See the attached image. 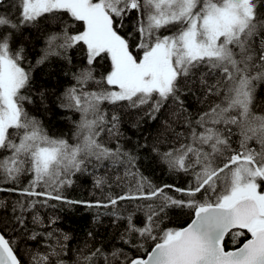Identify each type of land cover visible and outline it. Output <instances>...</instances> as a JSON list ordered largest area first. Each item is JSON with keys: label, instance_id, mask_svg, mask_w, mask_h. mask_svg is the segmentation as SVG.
Instances as JSON below:
<instances>
[{"label": "snow or ice", "instance_id": "obj_1", "mask_svg": "<svg viewBox=\"0 0 264 264\" xmlns=\"http://www.w3.org/2000/svg\"><path fill=\"white\" fill-rule=\"evenodd\" d=\"M16 7L18 20L0 14V182L15 184L32 175L22 194L63 200L52 193L71 183L64 179L67 174L81 171L92 159L121 158L120 148L99 140L105 131L119 135V116L113 112L109 119L105 103L129 109L147 106L145 114L154 120L168 102L186 111L181 95L193 89L206 98H220L194 122L185 117L189 130L176 133L178 147L160 153L170 170L193 176L187 188L175 189L184 198L169 196L164 188L145 192L143 182L135 193L129 189L108 198L113 207L124 200L162 198L158 210L147 205L142 227L133 222L134 213L126 218L120 239L143 255L130 256L122 247L110 252L97 247L87 254L81 250L76 264H264V116L251 111L255 83L264 81V0H18ZM65 16L70 21L48 35L37 64L78 45L86 52L87 67L74 76L76 84L61 103L80 114L74 144L49 136L29 116L24 105L31 100L24 91L31 75L22 66L23 46H14L21 26L42 18L63 21ZM132 18L131 30L121 35L125 20ZM77 23L80 27L70 31ZM97 58L110 59V70L99 79L93 74ZM102 183L97 180V186ZM40 185L51 191H35ZM34 203L21 204V210ZM170 206L191 209V222L179 229L161 228L159 214ZM33 220L38 222L37 217ZM228 233L250 238L226 250ZM68 239L57 238L50 251L33 257L34 264H66L62 241ZM149 241L150 250L145 246ZM0 264H21L13 242L3 234Z\"/></svg>", "mask_w": 264, "mask_h": 264}, {"label": "trees", "instance_id": "obj_2", "mask_svg": "<svg viewBox=\"0 0 264 264\" xmlns=\"http://www.w3.org/2000/svg\"><path fill=\"white\" fill-rule=\"evenodd\" d=\"M17 2L18 0H2L0 14L18 20ZM69 21L67 16L63 21L42 18L36 24L21 26L16 33L18 44L14 46H23L25 60L22 66L29 70L31 75L29 88L24 91L31 100L26 101L24 105L29 116L39 120L49 136L64 138L74 144V133L80 114L62 107L61 103L66 90L76 84L74 76L87 67L86 52L78 45L68 49L62 56H52L44 63L37 64L48 35L61 31L63 24ZM134 23V18L125 20V27L119 30L121 35H126ZM79 27L77 23L70 31ZM93 68L94 76L99 79L110 70V59L97 58ZM207 79L209 83L214 82L213 77ZM88 87L95 89L96 85L89 84ZM181 99L186 111L179 112L176 105L168 102L155 114L154 120L145 114L147 106L144 109H129L105 103L102 107L109 119L113 112L119 116V135L109 136L105 131L101 133L99 140L109 148H120L121 158L115 162L111 159H105L103 162L92 159L82 165L81 171L67 174L64 179L71 183H65L58 193H52L61 195L63 200L22 194V190L27 188L33 179L32 175L22 176L15 184L0 182V189H3L0 190V232L13 242L21 264H34V256L50 251L49 246L55 245L57 238L62 240L64 235L69 237L67 241H62L66 245V254L62 256L66 264H76L81 250L87 254L97 247H101L105 252L122 247L130 256L143 255L142 252L138 253L123 244L120 239L127 227L126 218L130 213H134L133 222L142 227L148 211L147 205L152 204L158 210L162 205V198L124 200L119 201L115 207L108 205V198L123 195L129 192V189L135 193L138 182H143L145 192H150L153 188H164L167 195L177 199L184 198L175 189L187 188L193 182V176L190 173L170 170L161 160L160 153L178 147L176 133H186L189 130L185 117L194 122L212 104L219 102L220 98H206L203 91L193 89L183 93ZM251 111L264 116V81L255 83ZM236 140L237 137L233 136V147L236 146ZM154 148L158 151H154ZM123 153L134 159L129 161L128 156ZM129 171L136 175H125ZM98 179L103 180L99 186ZM165 185L172 187L165 188ZM10 188H15L16 191H8ZM35 191L44 192L51 189L40 185ZM97 201L100 202L99 205ZM32 202H35L34 206L25 211L21 210V204L27 206ZM17 217L23 219V224ZM33 217H37L38 222H34ZM159 217L161 228L179 229L191 220L192 210L170 206L166 207ZM49 233L52 235L49 236ZM34 234L36 238L32 239ZM246 238L249 237L235 238L228 233L224 238L225 249L238 247ZM234 239L236 243L233 242ZM151 244L149 241L145 246L150 250Z\"/></svg>", "mask_w": 264, "mask_h": 264}, {"label": "water", "instance_id": "obj_3", "mask_svg": "<svg viewBox=\"0 0 264 264\" xmlns=\"http://www.w3.org/2000/svg\"><path fill=\"white\" fill-rule=\"evenodd\" d=\"M192 218H193V216H192ZM192 218H191V219H192ZM190 222H191V220H190L188 223H190ZM188 223H187V224H188ZM187 224H186L185 226H183V227H186ZM183 227H181V228H183ZM0 234H2V233L0 232ZM226 235H227V234H226ZM226 235H225V236H226ZM249 238H250V237H249ZM241 245H242V244H240L238 247H240ZM233 249H234V248H233ZM233 249H228V250H233Z\"/></svg>", "mask_w": 264, "mask_h": 264}]
</instances>
